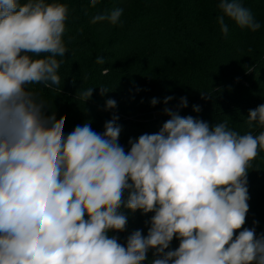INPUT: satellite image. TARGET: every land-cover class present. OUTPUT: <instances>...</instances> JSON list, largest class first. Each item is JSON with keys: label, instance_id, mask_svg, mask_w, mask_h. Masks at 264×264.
<instances>
[{"label": "clouds", "instance_id": "obj_1", "mask_svg": "<svg viewBox=\"0 0 264 264\" xmlns=\"http://www.w3.org/2000/svg\"><path fill=\"white\" fill-rule=\"evenodd\" d=\"M99 3L89 0L92 8ZM217 8L225 37L226 18L261 28L242 0H219ZM122 13H97L90 23L115 26ZM69 15L64 3L0 0V264H143L149 250L151 264H264V234L243 227L248 171L264 151V104L246 119L262 129L256 135L169 108L159 132L130 138L127 153L116 115L102 134L90 119L66 133V117L46 115L45 101L27 86L61 84ZM99 88L102 97L110 91ZM93 89L82 87L76 99L86 104ZM116 106L106 100V110ZM122 209L154 213L147 235L134 231L126 246L109 235L126 230ZM174 238L179 246L171 250Z\"/></svg>", "mask_w": 264, "mask_h": 264}, {"label": "trees", "instance_id": "obj_2", "mask_svg": "<svg viewBox=\"0 0 264 264\" xmlns=\"http://www.w3.org/2000/svg\"><path fill=\"white\" fill-rule=\"evenodd\" d=\"M46 2L69 6L63 36L69 51L58 70L59 86L27 87L45 101L46 115L66 117V133L90 119L92 130L102 134L105 123L116 115L121 127L119 144L127 153L130 138L159 132L170 118L165 108L210 127L227 121L240 134L256 135L262 130L249 128L246 119L250 110L264 104V0H242L261 24L258 31L241 29L226 18V37L216 20L221 14L219 0H100L95 8L89 0ZM115 8L123 9L119 24L90 23L93 15ZM97 57H104L105 64H96ZM103 68L109 69L107 75L101 74ZM82 87H94L86 104L76 99ZM99 87L110 91L102 97ZM169 96L173 99L165 104ZM182 97L187 107H179ZM153 98L158 101L155 106ZM108 99L116 101L115 109L106 110ZM194 106L200 111H194ZM247 181L249 211L243 227L255 228L259 236L264 234V151L252 161ZM124 195L127 198V191ZM122 211L128 216L126 230L109 235L126 246L134 231L147 235L150 224L146 221L154 213ZM178 246L174 238L170 249ZM154 258L149 250L143 264H151Z\"/></svg>", "mask_w": 264, "mask_h": 264}]
</instances>
